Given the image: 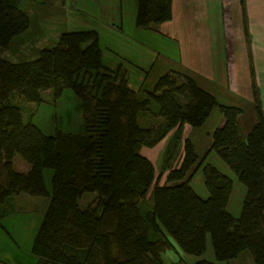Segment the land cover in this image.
I'll use <instances>...</instances> for the list:
<instances>
[{
    "label": "trees",
    "instance_id": "16d2710c",
    "mask_svg": "<svg viewBox=\"0 0 264 264\" xmlns=\"http://www.w3.org/2000/svg\"><path fill=\"white\" fill-rule=\"evenodd\" d=\"M21 1L0 0V49L29 28ZM241 4L248 38L245 0ZM171 18L172 0H137L136 26ZM251 77L256 95L252 70ZM65 89L79 99L83 134L56 130L46 135L32 121L24 122L21 108L8 101L16 94L38 104L43 91L58 98ZM145 93L139 97L118 69L102 63L93 29L60 33L31 61L0 57V205L21 192L50 196L32 245L36 264H166L161 254L172 240L181 255L169 264H186L182 255L202 256L208 239L216 261L248 251L254 264H264V115L259 105L257 122L244 136L238 123L242 108L220 102L186 73H165ZM214 109L224 121L199 159L183 128L201 126ZM145 114L159 120L140 126L137 118ZM165 138L156 176L140 149ZM210 152L246 189L237 217L227 210L233 180L205 161ZM15 155L29 164L27 172L14 169ZM43 168L53 171L51 192ZM200 169L206 197L190 185ZM151 186V208L142 211L140 202ZM85 192L96 199L81 208L78 200ZM193 264L213 262L202 258Z\"/></svg>",
    "mask_w": 264,
    "mask_h": 264
},
{
    "label": "rangeland",
    "instance_id": "374dc122",
    "mask_svg": "<svg viewBox=\"0 0 264 264\" xmlns=\"http://www.w3.org/2000/svg\"><path fill=\"white\" fill-rule=\"evenodd\" d=\"M195 1L181 0V9L175 13L173 20L166 23V30L179 38L182 50L187 48L192 40V34L197 33L194 25L197 19L196 17L192 19L191 16ZM237 1L242 11L241 0ZM135 2L136 0H22L20 6L30 18L28 31L31 30L34 39L30 40L31 42L27 40L21 42V45L15 46L14 37L7 48L0 49V57L16 63L31 61L38 56L32 49H38L39 52L42 48L50 45L52 36L47 38L48 34L54 37V34L66 31L93 29L98 33L102 63L112 65L114 68L121 67L122 73L126 72L127 79L133 89L137 91L138 96L145 97V90L152 89L158 77L165 73L166 67L171 68L168 61L171 57L176 56V43L164 34L154 32L153 28L157 24L135 29L136 25L130 23L131 11L134 9ZM225 13L226 18L230 17L233 21L237 16L232 5L226 6ZM241 14L243 16V11ZM120 16L123 18L122 22ZM23 34L24 32L18 36ZM248 46L251 48L250 42ZM174 71L185 73L184 70ZM41 96L43 100L38 104L26 102L16 94L10 96L8 101L21 108L24 122L32 121L46 135H52L56 130L74 134L84 133L80 102L72 90L65 89L58 98L53 96L51 90L43 91ZM156 109L157 106L152 105V110L156 111ZM217 116L223 117L217 109H214L201 126L193 127L188 123L185 124L187 127L186 136L193 138L198 135L202 140L201 146H197L199 159L207 151L205 144L207 140L211 139L212 129L217 126L214 123ZM158 120L159 118L151 117L150 114L139 115L137 118L140 126ZM165 142L166 138L153 147L140 149V153L154 164L156 176L161 166V152ZM179 160L180 155L174 166L178 165ZM205 161L224 171L233 179L235 189L228 209L233 215L238 216L243 198L240 200L236 197V184L242 188L245 187L238 182L234 173L214 152H210ZM13 167L17 171L27 172L29 164L19 155H15ZM52 174L53 171L50 168H43V181L48 192H51ZM165 174L159 183L164 182ZM190 185L202 197L207 196L201 169L194 175ZM95 199V193L85 192L78 200V204L81 208H85ZM49 200L50 196H31L21 192L12 195L0 205V261L5 264L37 263V256L32 253V245ZM151 205L152 186L145 199L140 202V208L145 211L150 209ZM207 252L212 254L211 259H213L214 254L209 239L208 251H205L203 255H206ZM248 254V251H242L238 258L246 257ZM180 255V250L173 240L172 247L161 254L166 264L177 261Z\"/></svg>",
    "mask_w": 264,
    "mask_h": 264
},
{
    "label": "crops",
    "instance_id": "0c3cea01",
    "mask_svg": "<svg viewBox=\"0 0 264 264\" xmlns=\"http://www.w3.org/2000/svg\"><path fill=\"white\" fill-rule=\"evenodd\" d=\"M194 3L195 7L192 6L193 12L191 16L193 17L192 19H195V17L197 19L194 22L197 33L192 34V40L185 50L180 48L179 38L166 30V23L171 20L153 28L154 32L158 34L162 33L176 43V56L169 59L168 62L171 68L166 67L164 72L184 70L186 74L196 80L200 87L210 92L220 102L241 107L242 113L238 116V123L242 134L246 136L257 122V104L264 115V0H245V20L248 38H246L244 33L242 11L237 0H196ZM225 4L226 6L232 5L235 9L237 16L234 18V21L230 17L226 18ZM136 5L137 0L134 9L131 11L130 23L132 25H136ZM181 6V0H172V20L175 13L181 9ZM120 19L122 22L123 18L121 17ZM135 27H137L135 29H138V26ZM28 29L23 34H26L25 36L22 35L23 37L18 36L14 38L15 46L17 44L21 45V42L27 40L31 42L30 40L34 39L31 30L28 31ZM49 36L52 37L51 43L48 46H52L55 44L59 34H54V37L48 34L46 37L48 38ZM249 42L251 43V48L248 46ZM32 51L35 55H38V49H32ZM104 65L112 69H118L124 78L127 79L126 72L122 73L121 67L114 68L109 64ZM251 70L253 72L257 97H255L256 95H254L252 89ZM128 84L132 87L129 81ZM223 121V117L217 116L214 123L220 126L223 124ZM186 129L187 127L184 125L183 137H189L185 134ZM190 139L197 152V146H201L202 143L201 138L196 135ZM210 143L211 139L207 140L205 144L206 149H208ZM221 172L225 173L224 171ZM225 174L228 175L227 173ZM236 185V197L241 200L245 196L246 189L242 188L239 184ZM234 189L235 184L233 181L231 196ZM231 196L227 204L228 211V206L232 199ZM231 214L233 215V213ZM233 216L237 217L236 215ZM206 251H208V247ZM208 253L200 257L185 254L183 258L186 264H193L196 260L202 258L212 261L213 264H254L249 254L243 258H238V255L230 261L221 263L215 262L214 257L211 259L212 254Z\"/></svg>",
    "mask_w": 264,
    "mask_h": 264
}]
</instances>
